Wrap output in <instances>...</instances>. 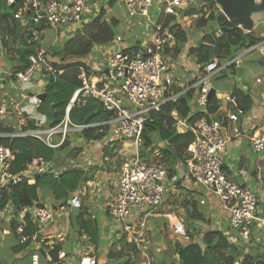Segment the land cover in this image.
I'll return each mask as SVG.
<instances>
[{
    "label": "built area",
    "instance_id": "built-area-1",
    "mask_svg": "<svg viewBox=\"0 0 264 264\" xmlns=\"http://www.w3.org/2000/svg\"><path fill=\"white\" fill-rule=\"evenodd\" d=\"M103 1L22 0V6L15 13L14 18L19 20L23 27L33 24L53 30L57 35L62 34V31L69 34L81 30L84 25L92 22L98 16L99 4ZM207 1L214 9L221 12L217 0H122L129 21L142 19L144 24H138L150 29L147 39L133 44L128 49L112 50L106 64L98 68L102 73L97 76L95 82L87 79L86 72L81 69L79 76L81 86L74 91L65 109L63 121L55 128L46 126V117L38 110L41 100L37 97L42 93H36L35 89L30 90L29 87L35 74L42 78L47 74L54 75L56 72L49 63L44 48H39L29 58V66L18 73L14 81V85L19 87L25 95L24 98L30 103L22 106L12 100L6 105L0 97V117L11 113L17 119L18 129L6 135L7 138H34L47 147L57 148L63 143L69 131L108 127L105 140L110 138L111 142L112 139H119L129 143V147L134 149L133 158L122 163L118 174L117 193L107 204V210L120 235L125 237L127 243L134 245L139 253L145 250L141 245L148 220L159 213L167 221L173 235L189 240L183 221L172 209H167L164 205L168 191L164 183L175 189L178 177L169 176L166 168L158 162L161 150L157 147L151 150L150 155L153 157L151 162L143 163L140 159L141 134L148 116L153 112H160L166 103H175L190 89L195 90L194 106L197 111L206 114L208 94L213 88L211 80L222 74L224 69L240 65L242 57L246 55L257 52L264 56V32L259 35L254 34L255 22L250 32L244 31L241 23L237 25V29L244 33H252L258 42L222 64L214 59L208 64L197 65L196 57L185 53L183 48L178 55H172L177 44L175 31L179 27L186 31L182 28V24L192 26L196 18L195 15L182 16V13L201 7ZM261 2L262 0H254V5L258 6ZM16 3V0H7V5ZM206 9L204 8L203 11ZM169 18L174 19V22L166 23ZM31 35L34 42L39 41L38 30H32ZM121 42L122 38L116 36L112 43ZM192 66L194 70L191 72ZM41 69L47 74H40ZM105 69L107 73H104ZM181 74L192 75L188 84H183L182 80L175 81ZM99 83L101 86L98 85ZM175 87L181 90L174 92ZM238 89L246 91L245 87ZM83 97H92L98 103L101 102L102 110L112 113L113 117L100 124L70 128L69 111L79 98ZM218 99L221 105L209 119H201L192 125H187L178 118L176 111L171 113V117L176 121L179 130L188 131L193 137L184 161L186 178L193 184L201 186L205 194L214 197L228 212L230 229L233 231L229 242L236 245L240 241L249 242L254 229H264V216L258 210L256 195L231 180L223 170V157L227 155L228 143L225 128L229 123L239 122L246 112L239 106L232 93H227ZM30 122L36 129H26ZM58 135L60 137L54 141L53 138ZM250 143L254 153L264 154L263 133L253 134ZM15 156L16 153L10 148L0 145V189H7L10 185L22 181L23 177L41 175L47 171L45 163L34 160L23 173H13ZM58 175L59 173H55V178ZM27 181L32 183L33 179ZM81 205L77 192L71 195L66 205L64 203L56 205V211L63 212L66 207L78 210ZM54 212L53 205L42 202L24 208L17 214H14L11 206L8 205L0 211V236L3 238L10 235V229L1 227L9 226L16 219L18 224L15 233L18 244L29 243L33 247V250L27 251L28 264H45L39 253V250H42L38 247L42 242L39 234L53 223ZM27 224L36 227L38 232L25 235ZM45 256L48 264H65L66 261V255L62 252L57 254V260H52L48 252ZM76 264H97V262L91 253L85 252L79 256ZM141 264H151V261L145 255Z\"/></svg>",
    "mask_w": 264,
    "mask_h": 264
},
{
    "label": "trees",
    "instance_id": "trees-1",
    "mask_svg": "<svg viewBox=\"0 0 264 264\" xmlns=\"http://www.w3.org/2000/svg\"><path fill=\"white\" fill-rule=\"evenodd\" d=\"M108 6H114L117 0H106ZM22 0L14 5H7V0H0L1 9H11L12 14L7 15L0 10V39L1 48L7 49L9 40L15 48L14 66L8 71V78L14 82L18 73L24 71L30 64L29 58L33 56L36 51L43 47V36L47 29L43 26L38 27L30 24L28 27H23L20 21L14 18L15 13L22 6ZM204 8H207L205 11ZM194 26L201 30L209 29L208 32H203L196 44L189 48V55L196 57L197 65H205L216 59L220 64L230 60L232 54H237L245 49L250 48L258 42V39L251 33H244L237 29L240 24L239 20L233 18L228 20L221 12L214 9L212 4L208 1L203 6L189 9L182 13V16H193ZM105 11L100 9L98 16L90 23L83 26L79 31L71 32L62 36V44L49 47L46 52L48 61L56 71L54 75L47 74L43 69L39 71L40 74H47L48 81L43 85V93L45 100L41 101L38 110L46 117V126L48 128H55L61 124L65 115V109L74 93L80 86L81 81L79 76L81 69L86 72L87 79L95 82L96 75H91L88 68L87 59L95 46H108L111 44L116 33L112 26H117V21L112 20L105 22ZM170 20L167 19L166 23ZM38 30L39 41L34 42L31 32ZM172 30V29H170ZM219 31L221 34H219ZM177 44L172 55H178L182 51L183 45L188 41V33L180 27L175 31ZM6 37L9 40H6ZM65 39V41H64ZM51 60V61H50ZM102 72L98 71V74ZM41 78V77H40ZM221 78V77H220ZM218 79V78H217ZM101 86V84H98ZM180 88L175 87L174 92H178ZM1 91V89H0ZM231 93L236 97L239 106L245 111H249L252 105V98L248 92L241 89L234 88ZM195 90L190 89L181 95L175 103H166L160 112H153L148 116L144 123L141 139L144 151H149L155 147L161 150V156L158 162L163 165L169 176L177 174V167L185 168V158L187 157V148L192 142V135L188 131L179 130L176 121L171 117L173 111L177 112L178 118L185 121L187 125L201 119H209L214 115L220 105V100L212 95L207 102L206 114L198 112L194 106ZM98 101L92 97L79 98V101L71 107L69 111L70 128L80 127L83 125H93L101 123L113 117L112 113L103 110L97 111ZM89 121L85 124L84 120L89 116ZM26 129H36L32 122H30ZM10 130V131H9ZM6 129L0 122V145L10 148L16 153L15 161L13 163L12 172L21 174L34 160L41 163H52L56 166L54 158L56 153L64 150L70 145L67 134L63 143L57 148H50L34 138H7L6 135L13 133L12 129ZM101 130V132H100ZM77 133L79 140L83 143L101 141L108 132V127L102 128H87L80 130H73ZM74 133V134H76ZM75 136V138H77ZM163 145V146H161ZM70 158H75L80 152L81 147H74ZM106 151V150H104ZM140 159L143 158L141 150ZM264 170V167L263 169ZM186 171V169H185ZM34 180L33 184L28 183V179ZM88 181V179H87ZM83 177V172L78 168H70L59 173L55 178L54 173H44L38 176L29 178L23 177V180L16 184L10 185L7 189H0V211L4 210L8 205L11 206L12 212L17 214L22 209L32 207L34 204L40 202V189L46 188L52 195L55 202H66L67 199L79 189L82 183L87 182ZM196 201H189L190 209L189 216L192 220L200 219L201 214L196 210ZM75 220L79 224L78 234L86 232L93 242L98 241L100 234L96 222H89L83 220V214L77 215ZM75 222V221H74ZM18 221L15 219L9 226L4 225L1 228L7 227L10 229V236L17 239L15 233ZM38 232L37 228L27 224L25 227V235H32ZM190 241H191V237ZM97 240V241H96ZM124 240V239H123ZM1 241V236H0ZM181 247L177 245L176 251L182 249L183 264H233L234 260L226 256V252L232 247L228 243L226 237L219 231H209L203 235V248L197 243H191ZM120 251H109L107 256L109 258H118L123 249L130 250L134 255L138 253L136 247L127 241H121ZM30 246L29 243L24 245L17 244L12 247L13 252H24ZM33 248V247H32ZM33 250V249H31ZM60 248L54 246L48 247V254L52 260H57V254ZM130 262V259H129ZM263 264L257 259H245L243 264Z\"/></svg>",
    "mask_w": 264,
    "mask_h": 264
},
{
    "label": "crops",
    "instance_id": "crops-1",
    "mask_svg": "<svg viewBox=\"0 0 264 264\" xmlns=\"http://www.w3.org/2000/svg\"><path fill=\"white\" fill-rule=\"evenodd\" d=\"M101 8H103L105 11V22H110L113 19L116 21L118 20L117 18L109 17L108 14L110 13L111 8L108 9L106 0L99 4V11ZM154 17H156V15ZM124 23L127 24L126 29H124L121 22L118 21L116 26L117 28L121 27V30H124L123 32L121 31L116 33V36L122 38L121 43H111L105 47L95 46L91 55L85 59V62H87L88 68L90 70L95 71L98 65H103L100 64L103 60V57H108L112 50L128 49L133 44H137V42L140 43L141 41L147 39L150 29L138 24H144V22L137 20L133 23V21H129L128 19ZM130 23L132 25H130ZM128 26H131V28H128ZM64 33L62 34L66 36ZM59 37L60 36L58 35L56 39ZM6 40H9V38L6 37ZM130 43L132 45H130ZM49 47H53L52 44H50ZM43 48L48 47L43 46ZM15 52L16 51L12 41L9 40V46L7 49H2L0 39V97L6 105H8L7 103L13 100L14 102L24 106L27 103H30V101L25 99V95H23L24 93L20 91L19 87L15 86L14 82H11L8 76H5V73H9L8 71L14 66V64H16L14 63ZM192 68L193 66L190 67L191 72L194 70V68ZM189 77L191 78L192 75ZM189 77L188 75L184 76L182 83L184 84L185 82H188ZM256 81L255 86L261 89L256 88L255 90L252 88V86H243L246 88L245 92H248L251 95L252 105L239 123H241L242 127L249 135H245V138H240V134L238 133L230 137L226 132L228 143L227 155L223 157V170L231 180L235 181L240 186L249 189L256 195L258 200V210L261 215L264 216V170H262L264 167V154L262 153L261 155H258L257 158L251 162L247 157H243V153L241 157L240 155L235 154V151L242 147L243 140H247L248 142V139L250 141V137L253 134H264V80H260L259 82ZM241 86L242 85L234 88H239ZM234 88H232L228 93H231ZM35 92L43 93V87L35 88ZM258 92L259 94H257ZM225 94L226 93L224 92L222 93L217 91L215 96L221 98ZM223 107H225L224 104ZM13 118H15L14 115L8 113L7 115L0 117V122L5 128H7L13 123ZM14 124H12L11 127L14 129L13 132L17 130L16 125ZM109 139L110 138L105 140L103 138L101 141L92 143H83L82 140H79L78 144H76L77 147H81L82 150L77 156H75V159L72 158V160H76V162L81 161L82 164L76 165L75 168H78L83 172V177L86 179V181L88 179L86 186L82 184L81 188L74 192H79L80 201L82 204L80 209L77 210L66 207L63 212L56 211V205H63V203L66 205L71 196L66 202H55L51 193L45 187L40 189V202L53 205L55 212L53 223L44 228L39 234L42 242L38 245V247L43 250V253H47L48 247L52 248L58 245L60 248L59 252H62L66 255L65 264H74L79 256L83 255L85 252L91 253L96 258L97 264H104L105 259L108 261L106 256L109 251L107 249L104 250L103 256L99 255L97 252L99 248L97 242L95 244V242L91 240L86 232L81 233V235L78 234L79 224L74 217L82 213L84 221L96 222L98 227L96 217L97 215H94L92 212L106 211L107 213V204L117 193V176L119 174L120 167L124 162H120L123 154L122 152L124 151L125 153L132 151L133 156L134 149L129 147V143H119L112 145V142H110ZM104 158H107V160H104ZM53 168H55V165H53ZM176 169V176L178 177L176 189L179 187L180 193L177 195L175 190L173 192L167 191V201L164 205L167 207V209H172L175 215L183 221L188 237H191V240L200 245L202 248L203 235L209 231H219L226 237L227 240H229L230 236L233 235V231L230 229L228 212H226L221 207L219 202L214 197L208 196L207 194H198L197 192H200V189L195 187V184L190 185L191 182L186 177H184V173L182 172L181 168L177 167ZM61 172L62 171L60 170L57 173ZM240 172L243 174L241 175ZM33 183L34 181L31 184ZM188 187L196 188L197 192L191 193L187 191V196H182L181 192H183L185 189L187 190ZM191 200H195L197 202L196 210L201 214L200 219L192 220L189 216V201ZM161 221L163 223H161ZM102 223L103 230L98 236V241H106L107 248H110L112 251L116 252L120 251L122 247L121 241L127 240L125 237L120 235L115 224L110 225L107 223L106 216L102 217ZM192 224H195L199 230V234L196 235L194 239L193 235L191 234L193 233L191 226ZM257 230L264 232V229L257 228ZM257 230L254 229L249 242L245 243L240 241L236 245L231 244L232 247L226 252V256L233 258V264H243L245 259L250 258L254 260L257 259V261H262L264 264V242L262 243L264 238L256 237ZM165 231L169 232V237H171L174 241V245L171 248L166 247L162 240L165 236ZM142 241L143 242L141 246L145 249L144 252L134 255L133 252L128 250V248H125L118 258L111 259L119 260V264H141L144 262V256L146 255L148 257L150 252V258H148L150 259L151 264H166V261L168 262L169 260H171V262L173 260L175 264H179V260L177 259L179 257V252L176 251V247L177 245L184 246L190 240L186 241L177 237L176 235H173L167 221L162 217L161 213H159L149 218L146 230L143 233ZM259 248H262L263 250ZM31 249V246L26 248V253L24 254L26 257H28L27 251H30ZM72 255L76 257L74 258Z\"/></svg>",
    "mask_w": 264,
    "mask_h": 264
},
{
    "label": "rangeland",
    "instance_id": "rangeland-1",
    "mask_svg": "<svg viewBox=\"0 0 264 264\" xmlns=\"http://www.w3.org/2000/svg\"><path fill=\"white\" fill-rule=\"evenodd\" d=\"M123 7V3L121 0H117L115 6L111 7L108 6V9L111 8L110 13L108 14L109 17H114L117 18L118 22H121V24L123 25V28L126 29L127 28V24H125L124 22H126L128 20L127 16L125 15L124 9ZM1 12L7 15H11L12 14V10L11 9H1ZM124 15V18H123ZM252 20L253 22H255V27H254V34L255 35H259L262 32H264V12H260V13H255L252 15ZM142 21L144 22V20L142 19H134L132 20L133 23L136 21ZM170 22H174L173 20H170ZM130 25H132L130 23ZM135 27V26H134ZM128 28H131V26H128ZM182 28L185 29L188 33V41L186 44L183 45V51L185 53H188V50L190 47L194 46L196 44V41H198L201 37V34L203 32H208L209 29H204L201 30L199 28H196L194 26V24L192 26H184L182 24ZM112 29L115 33H119V32H123L124 30H121V27L117 28L115 26H112ZM62 33H64V31H62ZM56 37H58L57 33L54 32L53 30L47 29V31L44 33L43 36V45L48 47L50 46V44H52V46L54 45H61L62 42V36H60L59 38L56 39ZM65 41V39H64ZM130 45H132L130 43ZM48 48H44V49H48ZM12 54V51H11ZM106 55V54H105ZM233 57L236 56V54H232ZM232 57V58H233ZM231 58V59H232ZM106 60H107V56L103 57V60L100 64H106ZM51 61V60H50ZM16 62V61H14ZM98 68H100V66L98 65L97 68L95 69V71H91V75H96L99 76L98 74ZM9 74L6 72L5 76H8ZM182 75V76H181ZM180 76H178L177 80L175 79L176 82H181L182 78L184 76H186L185 74H181ZM190 75H188L189 77ZM221 77V78H220ZM218 78V79H217ZM256 79H260V80H264V56L258 54L257 52H253L249 55H246L244 57H242L241 59V64L238 66H232L230 68H226L224 69V71L222 72V74H218L215 79L211 80V84L213 86V89H215L218 92H224V93H228L232 88L234 87H238L240 85H242L241 87H243L244 85H246L247 87H251L254 88L256 90L257 86H255V81ZM259 80V81H260ZM48 81V76L39 78L38 75H34V77L32 78V82L29 84L30 86V90L31 89H35V88H39L40 86L43 87V85H45V83ZM257 82V81H256ZM187 83V82H185ZM263 83V82H262ZM188 84V83H187ZM264 85V84H263ZM253 89V90H254ZM257 89H261V88H257ZM259 94V92L257 93ZM14 121L12 124L16 125V129L17 128V120L15 118H13ZM241 121V120H240ZM239 121V122H240ZM229 123L227 124L226 128H225V132H227V135H229L230 137L236 135V134H240V138H245V135H249L247 133V131H245V129L242 127L241 123ZM12 124H10L9 127H7L6 129H12ZM10 131V130H9ZM12 131H14V129H12ZM76 132L73 131H69L67 132V139H69L70 141V145L65 148L64 150H60L58 151V153H56V159L54 158V161L56 163L55 168H53L52 172L53 173H57L58 171H64L66 169H70V168H75L76 165L78 164H82L81 161L80 162H76V160H72L70 158V155L73 153L72 149L74 147H76L79 142V138L77 137V133L74 134ZM75 136L77 138H75ZM60 137V135L55 136L53 138L54 141H56L58 138ZM111 144H119V143H124L122 140L119 139H112L111 140ZM249 142V143H248ZM247 140H243V145L242 147H240L239 149H237L235 151L236 155H242L243 153V157H247L250 162L254 159L257 158L258 155H261L263 152L257 154L254 153L251 147V143L248 139ZM249 145V146H248ZM163 146V145H161ZM133 149V148H132ZM143 154V158H142V162L143 163H148L151 162V160L153 159V157H151L150 152L149 151H141ZM122 157L120 159V162L123 161H129L133 158L132 156V151L131 152H122ZM75 159V158H74ZM159 159V158H158ZM157 159V160H158ZM244 160V158H243ZM245 161V160H244ZM182 172L184 173V177H186L185 174V168L181 167ZM118 171V169H117ZM119 178V175L117 176V179ZM191 182V181H190ZM239 182V181H238ZM86 186L87 182L82 183ZM193 183L191 182L190 185H192ZM164 185L166 186L168 192H173L175 190V193L177 195H179L180 191H179V187L176 189H173V187L171 185L167 186L166 183H164ZM195 187L200 189V192L196 191V188H192V187H188L187 190L185 189L183 192H181L182 196H187V191L191 192V193H198V194H203L205 195V191L204 189L199 186V185H195ZM81 188V185L79 187V189ZM167 194V193H166ZM99 201V200H98ZM94 215L96 214L97 216V224H98V229L99 232L102 233L103 230V223H102V217L106 216L107 219V223H109L110 225L114 224V221L112 220V218L109 216L108 212L106 213V211H102V212H92ZM108 214V215H107ZM161 223H163L161 221ZM192 229H193V233H191L193 235V239L196 237V235L199 234V230L197 229L195 224H192ZM257 230V229H256ZM164 238L162 239L164 244L166 245V247H173L174 245V241L170 236L169 232L164 233ZM256 237H263L264 238V232H261L259 230H257L256 233ZM264 242V240L262 241V243ZM191 243H195L193 240L188 241L184 246L181 247H185L187 245H192ZM17 244V239L13 236H6L4 237V239L0 241V264H26L27 263V257L24 255L26 253V251L24 252H20V253H16L13 252L12 247L15 246ZM97 245H98V254L103 256L104 255V250H108L111 251L112 249L107 248V242L106 241H97ZM261 250H263L262 248H259ZM180 250V249H179ZM150 252L148 254L149 257ZM153 256L155 257V255L153 254ZM72 257H76L74 255H72ZM107 260L105 259L104 264H119V260L116 259H111L108 256H106ZM150 258V257H149ZM169 260V259H168ZM78 261V259L74 262V264H76V262ZM28 264V263H27ZM166 264H175V262L172 260H169L168 262L166 261Z\"/></svg>",
    "mask_w": 264,
    "mask_h": 264
},
{
    "label": "water",
    "instance_id": "water-1",
    "mask_svg": "<svg viewBox=\"0 0 264 264\" xmlns=\"http://www.w3.org/2000/svg\"><path fill=\"white\" fill-rule=\"evenodd\" d=\"M20 0H16L18 2ZM217 4L220 7L221 13L228 19L231 20L233 18H236L239 20V22L242 24L244 31L250 32L253 28V20L252 15L255 13L264 12V0H262L261 4L256 6L254 5V0H217ZM104 73H107L106 69L104 70ZM217 91L215 89H211L208 94V99L213 95L216 94ZM41 101L45 100V94H40L37 97ZM102 110V104L101 102L98 103V109L97 111ZM93 116V114L89 115L85 120L84 123L86 124L90 117ZM141 151H144V148H140ZM53 164L49 163L47 165V171L46 173H52ZM182 252L183 250H179V264H183L182 260ZM39 253L41 254L42 259L44 260L45 264H48L46 261V256L43 253L42 250H39Z\"/></svg>",
    "mask_w": 264,
    "mask_h": 264
},
{
    "label": "clouds",
    "instance_id": "clouds-1",
    "mask_svg": "<svg viewBox=\"0 0 264 264\" xmlns=\"http://www.w3.org/2000/svg\"><path fill=\"white\" fill-rule=\"evenodd\" d=\"M254 23V22H253ZM253 26H254V24H253ZM66 35V34H65ZM59 36H64L63 34H60ZM41 48H43V47H41ZM46 50V49H45ZM215 79V78H214ZM213 95H215V94H213ZM102 123V122H101ZM97 124H100V123H97ZM93 125H96V124H93ZM105 138V137H104ZM141 148V147H140ZM46 165H48V164H46ZM53 170V169H52ZM55 175V174H54ZM38 176V175H37ZM34 181V180H33ZM31 184V183H30ZM7 236H10V235H7ZM6 237V236H5ZM2 238V237H1ZM4 239V237L2 238V240ZM189 240H190V238H189ZM228 241V243L229 244H231L230 242H229V240H227ZM43 251V250H42ZM138 253H139V251H138ZM45 254V253H44ZM93 256V255H92ZM96 259V258H95ZM178 260H179V262H180V259H179V257H178ZM97 262V261H96Z\"/></svg>",
    "mask_w": 264,
    "mask_h": 264
}]
</instances>
